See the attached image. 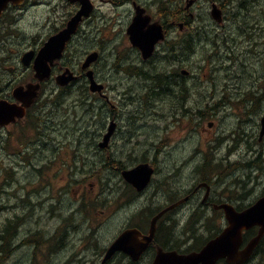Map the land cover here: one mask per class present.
<instances>
[{"label": "rangeland", "instance_id": "1", "mask_svg": "<svg viewBox=\"0 0 264 264\" xmlns=\"http://www.w3.org/2000/svg\"><path fill=\"white\" fill-rule=\"evenodd\" d=\"M167 1L142 0V3L148 7L149 13L162 19L165 18L164 6L178 11L186 5L185 0L166 3ZM212 1L225 5L223 23L216 22L211 16ZM97 3L95 14L81 25L79 43L76 46L81 59L88 51L102 50L103 58L98 63V68L101 69V75H104V62L111 49L118 47L117 50H122L130 59L135 57L126 33V26L130 24L133 14L128 5H121L123 8L119 10L112 3ZM49 4L54 6L49 7ZM161 4L164 6L159 8ZM68 5L67 0H31L26 10L17 13L16 25L0 30L3 36L9 35V45H0V65L3 66L0 73L3 78L11 76L19 66L18 76L30 79V74L21 65V56L29 49L40 48L52 27V22H47V19L54 20L58 17L60 22L61 15L70 9ZM192 12L195 15L192 36L195 37L198 59L188 64L187 68L195 72L196 79H202L198 85L208 90V97L200 95L193 100L200 101L204 106L208 104L217 108L222 106L217 102L224 97L231 103L212 113L205 111L210 116L207 119L195 116L189 129L185 128V124L183 128H178L176 124L175 127L172 126L170 130H176L177 142L171 147L166 145V151L173 149V155L166 152L154 159L158 166L156 181L159 185H152L145 194L134 199L126 187H120L122 179L114 168L112 175L107 171H99V167L95 166V163L103 161L105 153H99L98 148L93 149L89 143L94 141L106 120L104 111H100L101 102L95 105L92 103L85 80L82 79L67 91L60 90L59 96L54 93L50 98L46 93L44 97L50 98L51 102L41 104L44 112H40L36 128L34 125L25 129L18 128L14 131V137L4 140V151L0 150V236L6 235V226L17 217L22 225L19 234L24 235L30 229L33 234L41 235L39 231L44 233L55 227L56 222L51 216L47 218L51 201L64 214L65 223L71 226L68 245L73 250H64L61 257L56 256L52 261L46 252H36L38 244L36 248L31 245V250L24 247L9 251L5 247L6 254L0 250V264H31L33 260L38 264H98L105 247L121 230L131 222L145 223L134 214L136 208L141 211L147 205L142 213L145 218L151 208L170 203L174 190L181 189L177 194L187 193L195 183L202 181L204 171L199 173V165H203L209 155L215 159L212 160V165L221 162L219 171L223 180H220L218 172H214L216 169L206 174L208 179H214L217 182L215 188L235 198L239 205L243 202L252 203L264 191V157L246 152L248 148L254 151L264 149V142L257 141L262 106L259 108L260 104L253 105V112H249L250 107L244 104L245 101H252L249 97L252 90L260 89L261 85L264 89V0H198L192 7ZM115 17L119 22H115ZM13 33L16 34L12 35ZM223 40L225 43H222ZM128 62L135 64L133 61ZM163 66L165 65L152 73L159 71V74H165ZM137 80L128 77V82L133 87H137ZM144 82L151 83L147 80ZM215 89L217 92L213 95L212 91ZM160 101L161 108L147 109L146 114L157 115L159 120L151 121L145 131L162 136L166 133L164 127L167 119L164 117L171 101ZM238 101H241L240 108L234 105ZM211 121H214L210 128L212 130H208ZM240 126L245 128L243 140L237 136L233 140L232 130ZM204 127L208 129L203 130ZM0 132L7 133L6 130ZM216 137L228 139L224 142L222 140L223 144L217 147H214L217 140L209 146L208 138L212 140ZM78 138L82 144L76 141L71 143ZM153 138L158 141L155 135ZM75 147L79 149L78 155L73 153L70 156L69 153L72 152L67 151ZM149 147L148 144L140 145L139 151H144L143 156L140 154L137 160L130 159L126 162L127 166L153 159L154 153L147 151ZM151 149L155 152L157 147ZM204 192L198 195L200 199ZM42 196L49 197L48 202L40 203L38 200ZM99 199L104 200L103 204L94 206ZM195 205L196 203L193 204ZM191 207L174 214L172 217L176 221L174 218L164 221V230L170 224L174 228L168 241L170 247L186 250L192 246L191 224L187 225V221L194 213L200 215L194 223L196 235L209 236L216 232L214 227L208 228L207 218L211 222L219 221L221 215L211 208ZM3 246L5 243H0V249ZM74 250H79L77 257L71 256ZM254 263L255 260H252L248 264Z\"/></svg>", "mask_w": 264, "mask_h": 264}, {"label": "flooded vegetation", "instance_id": "2", "mask_svg": "<svg viewBox=\"0 0 264 264\" xmlns=\"http://www.w3.org/2000/svg\"><path fill=\"white\" fill-rule=\"evenodd\" d=\"M30 1L31 0H26L21 6H14L13 4H10L6 9V11L3 13L2 17H0V30L7 29L8 27L11 28L14 25H16L18 18L17 13L26 10L28 6V2ZM91 1H92L93 9L90 13L89 18H91L98 9L97 1H100L102 3H112L114 5H117L119 10L123 8L121 5L129 6V9L132 12L133 16L131 18L130 24H127L126 26V33L128 37V42L131 45V51L135 54V57L133 59H130L128 55H126L122 50H117L118 47L111 49L108 53V58L104 62V75L103 74L101 75L100 73L101 69L98 68V63L99 64L101 63V60L103 58V52L102 50L99 49H93L92 51H88L87 54L96 52L97 58L94 59L87 68H84L83 64L87 56L85 55V57L81 59L78 56V50L76 46L78 45L80 38L79 37L80 29H79L76 32V34L72 36V39L70 38L68 40L62 58L54 60V62L52 63L51 75L49 76V78H46L42 81V88L40 90V95L38 98H36V101L26 109V113L24 116L22 117L14 116L15 120H13V123L10 122L7 126H0V130H6L7 136L14 137V131L17 130L18 128L25 129L29 125H34V128H36V126L38 125L37 122L40 120L39 114L40 112H44L42 111L44 110V107L41 106V104L51 102L49 99L52 96H54V93H57L59 96L60 90L67 91L70 89V87H72L82 79L88 81L87 72L91 71L93 79L96 80L98 83L103 84L104 88L101 91L100 90L89 91V94L92 98V103L94 105L97 104V102H101L100 110L104 111L106 121L105 124L102 125L99 134L94 137V141L89 143V145L92 146L93 149L95 150L97 149L96 147H98V152L101 153L102 150L100 149L99 145L103 140L104 135L108 132L109 126H111L113 123L115 124L114 130L111 136L108 138L106 146L104 147L103 153H105V158H103L102 162H104V165H102L101 168L112 175L114 168V170L117 171V174L122 179L123 177L122 174L125 169L133 168L142 161H145V160L139 161L138 163L133 164L131 166H127L126 164V162H128L130 159L137 160L140 154H142L143 156L144 151H139L140 145L148 144L151 148L157 147V149H155V152L152 151L150 147L147 149V151H149L150 153H154L153 159L147 161L155 168V174L147 189H145L142 192H138V190L132 184L122 179L120 187H126V189L132 193V198L135 199L136 197L145 194L152 185H156V186L159 185V182L156 181L158 166L154 162V159L156 158V156L160 157L161 155H164V153L166 152H168L170 156L173 155L174 153L173 149L172 151L171 150L166 151L167 148L166 145H169V147H171L172 145H175L177 142L178 135L176 136V130L173 131L170 130L172 126L175 127L176 124L178 128H183L185 124V128L189 129V127L194 122L195 116L202 119L205 117L206 114H208L207 112L212 113L215 109H218L219 107L217 108L215 106H209L208 104L204 106L203 104L200 103V101L193 100L194 97L196 98L200 95L204 97H208V95H206L208 93V90H204V87L198 85L199 83H201L202 79H196L195 72H192L190 71V69L187 68L188 64H192L194 61L196 62V59H198L196 58L198 53L196 52L197 49L195 47L196 45L195 37L192 36L193 34L192 23L195 20V15L192 12V9H188L187 7L184 9L183 7L177 11L176 8H171V7L166 8V6H164L163 4L160 5L159 8H162L164 6L163 15L165 16V18L162 19L161 22L163 25V30L165 32V37L163 41H160L156 44V47L152 55L148 58H144L142 51L143 42L141 40L140 41L138 40L136 43L133 42L131 39L132 35L129 34V28L133 23L134 17L137 16L138 14L144 16V18L135 29V32L137 33L141 28H146L147 30L150 29L152 27L151 26L152 22L161 20L160 17L157 18L156 15L154 16L151 13H149L148 7L142 3V0H91ZM185 2L187 3L186 0ZM67 3H69L68 6L70 7V9L67 12H65L63 15H61L60 22L58 20V17H56L54 20L47 19V22H52V27H51V31L47 33V35L45 36L46 38L42 41L40 48L51 36L59 33L64 27H66L67 22L70 20L72 16H74V14L78 12V10L81 7L79 0H67ZM166 3H171V0H168ZM218 4L220 5V7L222 8L225 14V5L222 3H218ZM48 6L53 7L54 5L49 4ZM179 16H181L180 19ZM224 19H225V15H224ZM114 20L116 23L119 22V19H117V17H115ZM92 32L94 31L92 30ZM15 34L16 33H13L12 35ZM8 36L5 35L3 36L2 33H0V39H1L0 45H5V46L9 45ZM102 41L103 38H101V42ZM222 43H225V41L223 40ZM123 46H125V43L123 44ZM31 50L37 52L39 49L37 48L29 49V51ZM126 50H129V48L126 47ZM68 54H70L69 58H68ZM23 55L21 56L22 57L21 65L25 68L26 71H28V74H30L29 80L23 79L18 76V73L20 71L19 66L17 68V71L12 72L13 74L6 78H3L2 74L0 73V101L7 100L9 104H15L16 106L22 105L23 99L17 98L15 96L14 94L15 87L18 85H25L29 82L37 81L36 74L33 69L36 53H34L28 65L24 64ZM128 61H133L135 64H131ZM161 65H165L163 66V68L165 69L164 71L166 72L164 75L166 76L167 80L171 83V90L163 89L159 87V85L156 84L157 81H154V84L153 83L146 84V82H144L145 80L150 81L155 79L156 78L155 76H158L159 71L156 73H152V71L155 72L157 69H160ZM2 68L3 66L0 65V72L2 71ZM201 68L202 66H200V69ZM10 69L13 70V67H10ZM67 69H70L77 76V79L72 82H69V84L67 85L62 86L58 84L57 81L58 78L61 75H63ZM128 77L138 79L137 82H135L137 87H133L132 84L128 82ZM22 79L23 81L20 82ZM52 84L55 85L53 86ZM216 92H217L216 89L213 90L212 91L213 95H215ZM251 92L249 97H251L252 101H248V102L245 101L244 104L250 107L249 112H253L252 110L253 105L260 104L259 108L262 106V110H261L262 112L259 117L260 129H259L257 141L259 143H263L264 135L261 136L260 131L262 128V117L264 115V89H262V85H261L260 89L252 90ZM46 93L50 95V98L46 99L44 97ZM225 94L228 93H226L225 91ZM167 99H169L171 103L168 109V113L165 114L164 117L165 119H167L166 126L164 127L166 129V133L161 136V134L159 133L151 134L145 131V127L148 126L151 121L156 122L157 120H159V117L157 115L149 116L148 114H146L147 109L151 108L152 110H154L156 108H161L160 100L166 101ZM226 99L227 101H224ZM240 102L241 101L235 102L234 105L240 108L239 106ZM228 103L230 104L231 101L225 97L221 101L217 102L218 105L221 104L222 106H226ZM200 123L201 122H199V124ZM209 125L211 126L209 127V129L204 127L203 130L206 129L212 130L210 128H212L213 123L211 122L209 123ZM244 134H245V128L243 126H240L232 130V139L234 140L235 137L237 136L239 138L241 137V139L243 140L242 136H244ZM153 135L157 137L158 141L153 138ZM226 139L228 138L224 137L223 139H219L216 137L215 139L212 140L208 138L207 143L209 146H212L214 144V141L217 140L215 144L216 146H214L217 147L223 144L221 143L222 140L224 142ZM75 141L78 144H82L80 138L71 141V143H74ZM56 142H59V140H56ZM5 143L6 141H3L2 143L0 142V150L4 151ZM70 151L72 152L69 153L70 156L73 155V153L78 155L79 149L77 147L71 148V150L69 149L67 153ZM246 152L259 154L258 157L261 156L264 157V149H258L254 151V149L248 148ZM212 160L215 159L211 155H209V158L206 159L205 163H203V165H199V173L201 174L202 172L201 170L204 171V174H202L204 175L203 176L204 179H202V181L195 183V186L190 191L183 194L182 193L177 194L178 192H181L180 191L181 189H179V191L174 190L173 196L169 200L170 203L166 202L167 204L165 203L164 206L156 205L154 207L159 210H162L170 204H175V208L167 212L161 218V220L163 218L164 220H162L160 224L164 223V221L166 220L169 221L172 220V218H174L172 217L174 214L184 209H188V207L190 206H192L191 208L203 206L207 209L210 208L215 209L216 205H220L221 203L228 202L234 204L239 208H245L250 204H252L253 202H255V200H257L260 196L264 195L263 193L264 191H263L260 193L259 196L255 198L254 201H252V203L245 204L243 202L241 203V205H239V203L236 201L235 198L225 195L224 191L215 188L217 182L214 179L212 180L208 179L206 174L211 172L213 169H216L214 172H218L220 174L219 167H221L222 165L221 162H217L214 165H212ZM118 163H120L121 165H118ZM42 170L43 168L40 169V171ZM220 176H221L220 180H223L222 174H220ZM114 184L117 185L116 183ZM203 191H205L204 195L202 199H200L198 195ZM48 199L49 197L44 198V196H42L38 201L43 204V202H48ZM194 203H196L195 206H193ZM144 207H147V205H144L142 208ZM135 212L136 214L139 213L138 208H136ZM49 216H51V219L56 222V225L55 227L49 229V231H44V233L43 231H39L41 235L33 234L30 229H28L24 235L19 234L22 225L18 221L19 217L15 218L14 221L10 222V227H11L10 233L8 235L0 236V240H1L0 243H5V246H3L2 249H0L1 252L5 254L7 253L5 247L9 251L12 249L16 250L18 248L22 249L24 247H28L31 250V245H33L34 248H36L38 244L36 252L38 251H41V253L46 252L48 255H50L51 260L54 261V258H56V256L61 257L60 254H62L64 250L72 249L68 245V239H70V232H72L69 229V227L71 226L70 224L65 223L64 214L61 213L59 211V208H56V205L52 204L51 201L47 209V218H49ZM138 225L140 224L138 223ZM141 229L144 232L147 231L146 228L141 227ZM256 230L257 228H254V231ZM165 232L166 231L164 230L163 227H161L160 231L158 228L156 239H154L153 240L154 242L153 243L151 242V244L147 247L142 257V260L139 261L138 264H145V262H149L152 258L150 262L151 264L155 258L156 252L158 251V246L160 245L167 250L173 249L168 244L161 242L159 240V236L161 239V233L165 235ZM38 239L41 240L38 241ZM13 241L15 243H13ZM74 251L71 254V256L76 255L77 257L79 250H74ZM105 251H106V247L103 253L99 252V254L102 253L101 260ZM121 254L123 253H118L117 255H121ZM100 262L98 264H100ZM31 264H38V263L35 260H33ZM218 264H229V263L226 261V259H221L218 261Z\"/></svg>", "mask_w": 264, "mask_h": 264}, {"label": "water", "instance_id": "3", "mask_svg": "<svg viewBox=\"0 0 264 264\" xmlns=\"http://www.w3.org/2000/svg\"><path fill=\"white\" fill-rule=\"evenodd\" d=\"M81 1L83 4L82 8L71 20L69 26L58 35L50 38L46 45L39 51L34 65L38 82L29 83L26 86L20 85L15 88L14 94L17 98L24 100V107L9 104L6 101L0 102L1 125L8 124L15 120L14 116L22 117L25 114V108L30 106L38 96L41 88L40 81L50 76L51 69L49 62L52 63L55 58H59L62 55L66 41L71 37V34L75 32L82 17L84 15L88 16L92 9L89 0ZM194 1L195 0H189L188 6ZM10 2L14 5H19L24 2V0H0V16ZM211 14L218 22H222V9L216 3H213ZM134 24L129 30L132 35L131 38L135 43L138 40L144 42L142 47L145 56L148 57L152 53L155 43L163 37L162 27L156 23L151 29L144 30L141 28L137 33L134 30ZM33 54L34 52L31 51L24 55L23 61L25 64H29ZM95 58L96 54L90 55L84 63V67L89 66L90 62ZM88 75L91 78V89L94 91L101 90L102 85L97 84L95 80H93L91 71L88 72ZM72 79H74V77L71 73L69 76H66L65 73L62 77L58 78V82L65 85ZM112 129L113 127L111 130ZM263 134L264 117L262 118L261 136ZM109 136L110 133L106 135V142ZM105 143L101 145L105 146ZM152 172V169L149 168L147 164H141L134 169L126 170L124 176L129 181L133 182L139 189H142L148 184ZM174 206L175 205H171L167 207L153 217L150 230L147 234L142 233L137 227H130L121 232L108 247L101 264H106V262L112 259L118 251L128 253L133 260H139L142 253L154 240L158 219ZM216 207L224 208L228 224L215 238L209 240L200 251H193L190 253H179L176 250L165 251L163 248L158 247L157 255L152 264H217V261L221 258H226L227 262L231 264H242L249 260L264 236V196L260 197L254 204L243 210L236 209L235 206L230 203H223ZM254 226H259L257 234L247 242L245 247L241 248L244 241V231Z\"/></svg>", "mask_w": 264, "mask_h": 264}, {"label": "trees", "instance_id": "4", "mask_svg": "<svg viewBox=\"0 0 264 264\" xmlns=\"http://www.w3.org/2000/svg\"><path fill=\"white\" fill-rule=\"evenodd\" d=\"M155 77H156L155 79L150 80L151 83L154 84V81H157L156 84H158L159 87H161L163 89L171 90V83L167 80V78H166V76L164 74H159L158 76H155ZM100 163H103V162L100 161ZM103 201L104 200H101V199L97 200V202H95L94 206L98 205L99 203L103 204ZM198 217H200V215ZM208 220H210V218H208ZM221 222L222 221L220 220V221H216V222L212 221V222L206 223V224H208L207 226H208L209 229H212L213 227L216 229V232L212 233L211 236L215 235V233L217 234V232L221 229L220 228ZM190 223H191L192 236L195 237L194 245H198V246L200 245V247H201V244H204L206 242V240L199 238L201 235H196L197 234L196 233L197 228L193 225L192 221ZM206 224L204 226H206ZM7 231L8 230H6V235L9 234V231L8 232ZM173 231H174L173 226L172 225H168L166 227L165 235H163L161 233V239H160V236H159V240L161 242L169 241L170 238L173 235ZM248 234H249L248 236H251L252 231H250ZM198 246H194V249H196ZM117 258H118V260H117ZM117 258L112 260L108 264H138V262H133L130 259H128L124 254L119 255ZM254 258H255L254 259L255 260L254 264H264V238L262 239L260 245L258 246V248H257V250L255 252Z\"/></svg>", "mask_w": 264, "mask_h": 264}, {"label": "bare ground", "instance_id": "5", "mask_svg": "<svg viewBox=\"0 0 264 264\" xmlns=\"http://www.w3.org/2000/svg\"><path fill=\"white\" fill-rule=\"evenodd\" d=\"M248 81V80H247ZM248 83V82H247ZM239 87V86H238ZM246 87V86H245ZM234 91V90H233ZM252 93V92H251ZM257 93V92H256ZM222 100V99H221ZM200 108V107H199ZM220 108V107H219ZM216 110V109H215ZM199 111V110H198ZM227 136V135H226ZM190 160V159H189ZM47 198V197H46Z\"/></svg>", "mask_w": 264, "mask_h": 264}]
</instances>
